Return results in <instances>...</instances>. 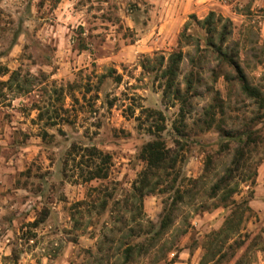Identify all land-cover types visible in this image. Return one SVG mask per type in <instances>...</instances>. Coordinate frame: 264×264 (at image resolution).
Wrapping results in <instances>:
<instances>
[{
    "label": "rangeland",
    "instance_id": "374dc122",
    "mask_svg": "<svg viewBox=\"0 0 264 264\" xmlns=\"http://www.w3.org/2000/svg\"><path fill=\"white\" fill-rule=\"evenodd\" d=\"M210 13L228 21L229 52L264 94V0H0V72L7 70L0 75V264H114L122 228L116 221L123 217L125 230L133 225L122 201L144 168L142 146L156 138L148 111L164 118L159 136L165 146L182 149L179 185L204 174L221 129L258 131L263 142L248 161L264 157V111L241 96L237 84L227 86L221 74L234 76L232 68L203 51L207 36L197 22ZM185 27L203 56L195 70L203 80L201 97L187 105L163 102L161 81L141 65L176 51ZM183 52L195 54L189 46ZM191 69L186 58L178 77L182 89ZM12 72L18 81L4 84ZM208 88L226 105L205 131L200 120L212 103ZM84 148L110 156L107 178L84 180ZM235 149L216 159L182 205L176 222L188 226L187 234L177 252L156 264H264V160L250 187L237 178L233 200L247 202L249 210L240 236L228 241L236 240L231 249L215 255L210 244L232 207L194 212ZM171 197H145L144 223L158 224ZM105 236L114 242L103 243Z\"/></svg>",
    "mask_w": 264,
    "mask_h": 264
},
{
    "label": "trees",
    "instance_id": "16d2710c",
    "mask_svg": "<svg viewBox=\"0 0 264 264\" xmlns=\"http://www.w3.org/2000/svg\"><path fill=\"white\" fill-rule=\"evenodd\" d=\"M225 23L218 28L219 24ZM205 31L207 36L204 52L210 56H215L220 65L232 68L235 75L221 74L227 86L237 84L240 95L253 102L258 110L264 111V94L256 86L252 85L246 74L242 71L234 55L229 52L227 39L230 34L229 24L227 20H222L215 13H210L202 21L197 22ZM228 24V25H227ZM177 50L168 54L155 56L152 60H146L141 67L147 72L155 74V78L161 81L160 88L162 89L163 102H179L182 105H187L192 96L201 97L198 88L202 86L203 80L198 78L195 70L202 68L203 56L199 48V40L194 36L186 34L185 30L179 35ZM193 47L195 54L183 52L184 47ZM187 58L191 70L184 76V89L178 82L181 66ZM213 73V70H211ZM7 70L0 72V75H6ZM16 72H12L4 84L12 86V83L18 81ZM216 75V74H214ZM218 76H214L213 81L217 80ZM18 87V84H15ZM208 91L213 93L211 98L212 103L204 108L203 119L200 123L205 127V131L211 129L216 123V113L224 115L225 100L218 91ZM167 104V103H166ZM182 111V110H181ZM149 117L154 119L155 126L154 134L156 138L145 143L140 151V158L144 163V168L139 174L137 180L132 184L130 192L122 201V210L130 215V222L133 224L125 230L126 220L119 218L116 222L122 225L118 231L121 233L119 238V247L114 256V264H141L145 260H149V264H156L164 260L168 254L177 252L179 247V238L187 234V227L182 223H177L176 219L181 212L182 205H186L187 199L193 198V190L196 189L200 181L206 179L207 174L212 170V166L218 157H221L225 151L236 146L235 153L228 166H226L219 176L215 178L208 189L204 190L202 198L205 202H200L195 205L194 212H204L211 208L232 207L231 214L225 219L222 228L214 233L211 240V248H216L215 255H219L223 248L228 249L236 243L233 240L232 244H228L231 236H240V224L242 222L245 211H248L247 202L244 205H237L233 196L238 192L239 184H249V187L254 183L256 177V168L264 160L260 158L253 164L249 163L251 154L256 151L258 146L263 142V139L257 136L258 131H253L249 127L243 130L240 134H235L232 130H220L221 138L217 143L218 149L208 155L205 161L204 174L195 180H188L187 185H179L176 166L181 159L182 149L167 148L160 139V133L165 130L164 118L160 112L148 111ZM258 118H261L258 117ZM152 131V130H150ZM77 148L72 147L71 152H75ZM80 150V149H78ZM82 158H86L85 163L87 170L84 180L86 182L93 180H101L107 178L108 168L110 167V156L103 154L96 148H84L80 150ZM71 154V153H70ZM248 169L246 178L245 170ZM244 175V176H243ZM241 177V182L237 178ZM155 193L169 194L171 202L168 199L163 202V211L158 224L151 222L144 223L143 217V199ZM210 203V204H209ZM187 225V224H186ZM220 240L218 241V239ZM132 239V240H131ZM134 239V240H133ZM216 241L219 242L217 246ZM113 239L105 236L103 243H113ZM102 252V248L98 249ZM225 257L224 255L219 256ZM242 259L237 260L235 264H240Z\"/></svg>",
    "mask_w": 264,
    "mask_h": 264
}]
</instances>
